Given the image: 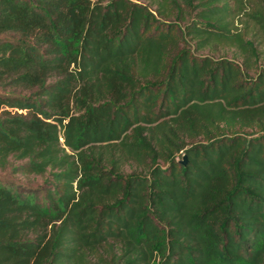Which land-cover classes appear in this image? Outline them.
<instances>
[{"label":"trees","instance_id":"trees-1","mask_svg":"<svg viewBox=\"0 0 264 264\" xmlns=\"http://www.w3.org/2000/svg\"><path fill=\"white\" fill-rule=\"evenodd\" d=\"M146 1L0 0V264H264V0Z\"/></svg>","mask_w":264,"mask_h":264},{"label":"rangeland","instance_id":"rangeland-1","mask_svg":"<svg viewBox=\"0 0 264 264\" xmlns=\"http://www.w3.org/2000/svg\"><path fill=\"white\" fill-rule=\"evenodd\" d=\"M134 1H140V2H145L147 4L150 5V2L146 1V0H134ZM250 4H248L247 9H250ZM262 48V46H261ZM263 50V49H262ZM207 51H205L206 53ZM229 56H231V54H229ZM240 62H242V60H239ZM262 67H264V55L261 57L260 59V63H259ZM253 73V72H251ZM23 161H12V165L17 166L22 164ZM127 171H130L129 169H127ZM0 178L6 179V180H11L14 182H19L22 183L26 186H31V187H38L41 186L44 181L45 178L40 176V175H30V176H24V175H20V174H15L11 172V168L8 167L6 169H0Z\"/></svg>","mask_w":264,"mask_h":264},{"label":"water","instance_id":"water-1","mask_svg":"<svg viewBox=\"0 0 264 264\" xmlns=\"http://www.w3.org/2000/svg\"><path fill=\"white\" fill-rule=\"evenodd\" d=\"M187 161H188V156L185 155L181 162H182L183 164H186Z\"/></svg>","mask_w":264,"mask_h":264}]
</instances>
